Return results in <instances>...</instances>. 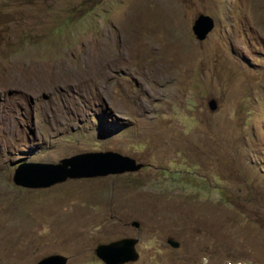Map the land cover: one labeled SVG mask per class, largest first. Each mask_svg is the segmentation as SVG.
<instances>
[{"label":"rangeland","instance_id":"rangeland-1","mask_svg":"<svg viewBox=\"0 0 264 264\" xmlns=\"http://www.w3.org/2000/svg\"><path fill=\"white\" fill-rule=\"evenodd\" d=\"M108 150L143 167L12 180ZM123 237L124 264H264V0H0V264H104Z\"/></svg>","mask_w":264,"mask_h":264},{"label":"water","instance_id":"water-1","mask_svg":"<svg viewBox=\"0 0 264 264\" xmlns=\"http://www.w3.org/2000/svg\"><path fill=\"white\" fill-rule=\"evenodd\" d=\"M214 21L206 14L200 13L191 26L192 33L197 40H203L213 29ZM216 100L211 98L208 105L216 108ZM143 167V163L134 158L114 151H88L60 159L56 163L28 162L20 163L14 170L13 182L22 187L45 189L67 179L103 177L136 172ZM138 228L139 222L130 223ZM136 237H123L109 243L98 244L95 254L104 264H124L138 259L139 253ZM167 243L177 248L179 242L168 239ZM67 257L61 254H50L39 259L34 264H66Z\"/></svg>","mask_w":264,"mask_h":264},{"label":"bare ground","instance_id":"bare-ground-1","mask_svg":"<svg viewBox=\"0 0 264 264\" xmlns=\"http://www.w3.org/2000/svg\"><path fill=\"white\" fill-rule=\"evenodd\" d=\"M135 45V43H133Z\"/></svg>","mask_w":264,"mask_h":264}]
</instances>
